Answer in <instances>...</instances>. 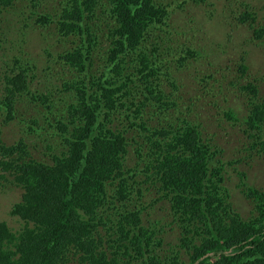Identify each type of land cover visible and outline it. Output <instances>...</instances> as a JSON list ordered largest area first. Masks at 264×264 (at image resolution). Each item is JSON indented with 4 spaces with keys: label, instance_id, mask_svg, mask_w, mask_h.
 <instances>
[{
    "label": "trees",
    "instance_id": "16d2710c",
    "mask_svg": "<svg viewBox=\"0 0 264 264\" xmlns=\"http://www.w3.org/2000/svg\"><path fill=\"white\" fill-rule=\"evenodd\" d=\"M14 6L16 0H0V15ZM48 9L32 12L36 26L46 29L42 36L72 45L57 56L46 45V62L53 58L49 62L59 67H45L35 92L36 61L20 50L8 73L0 72L3 124L25 117L20 105L29 113L35 104L51 132L43 139L39 123L9 145L0 130V170L13 175L11 183L22 190L9 212L21 228L0 221V264H264V191L238 172L242 193L253 205L243 217L224 186L221 151L203 136L200 123L184 117L169 128L147 126V113L176 106L166 101L162 79L175 94V74L199 55L169 37L170 6L163 0H61ZM243 16L253 39H263L264 24L257 25L251 12ZM244 66L238 65L241 78ZM218 71L198 79L196 91L213 93ZM242 88L251 95L240 119L247 149L264 155V101L258 100L256 83ZM222 114L227 121L237 119L233 107L225 106ZM131 130L149 133L143 172L170 206L171 223L179 228L175 244L164 246L162 226L143 224L147 206L132 197L139 190L130 182L135 170L127 167ZM45 141L46 152L35 156Z\"/></svg>",
    "mask_w": 264,
    "mask_h": 264
},
{
    "label": "rangeland",
    "instance_id": "374dc122",
    "mask_svg": "<svg viewBox=\"0 0 264 264\" xmlns=\"http://www.w3.org/2000/svg\"><path fill=\"white\" fill-rule=\"evenodd\" d=\"M41 1H47V5L42 3L41 6L34 7L29 0H16V6L12 7L13 9L4 11L0 15V48H2L0 50V72L8 73L13 66L14 55L20 50L25 58L36 61L39 74L33 79L31 85L34 92L39 87L38 81L42 80L45 67H59L57 63L49 62L53 58L46 62L48 59L46 45L50 46L49 50L54 56H57L64 46H72L64 40L58 42L57 36L55 38L49 35L47 40L44 39L42 33L46 29L36 26V16L32 12L42 13L48 7L50 8L48 10H51L53 6L56 8L58 1L61 0ZM163 2L170 6L171 11V21L168 25L171 32L169 37L175 42L178 40L180 44L192 45L199 55L189 60L188 66L183 71L175 74L179 86L175 94L171 93L172 87L168 80L162 79V87L167 96L166 101L175 102L176 106L162 112L156 109L147 113L145 115L147 126L149 129L169 128L177 125L184 117L191 122L200 123L203 136L213 139L217 144L216 147L221 151L218 156L219 158L222 156L221 161L225 164L226 185L232 197L233 207L243 217H247L253 205L242 193L238 172L246 174L245 180L249 185L264 191V155L247 149L250 141L240 119L246 113L251 95L248 90L241 89V87L247 83H256L259 87L258 100L264 101V38L254 40L251 23L241 22L240 19L244 17L245 12H251L256 17L257 25H263L264 1L208 0L205 4H195L192 0H163ZM19 9L22 11L17 13ZM102 25L105 26L103 21ZM240 63L247 67L243 78L238 72ZM226 67L229 69H225ZM213 69H219L216 76L219 83H216L213 93H198L195 89L199 83L198 79ZM173 72L175 73V70ZM219 85L222 86V93ZM212 94L216 96L212 97ZM177 97L176 102L174 99ZM31 106L33 110L28 113L24 110V105H20L19 108L25 112V117L23 119L13 118L8 125L3 124L5 113L0 114L1 137L5 143L13 144L20 137L27 135L29 127L36 129L39 123L41 124L39 135H43V139L46 134L51 133L48 131L50 127L47 131L44 129L47 123H42L44 118L39 112V107L35 104ZM225 106L236 110L237 119L235 121L230 122L224 119L222 112ZM148 135L149 133L139 130L126 133L128 139H133L128 147L127 167L136 172L133 174L135 177L130 180L132 187L136 185V191H143L141 192L143 197L140 199H138L139 192L137 195H132L137 200L135 204L147 206L142 214L143 224L146 227L149 223L156 228L162 226L163 231L158 232L165 238L164 246H166L178 235L179 228L171 223L170 206L166 200L160 198L161 192L158 193L155 182L147 178L143 172L146 153L149 149L146 144ZM49 144V141L40 143L34 155L42 156L47 150L46 145ZM139 154L143 157L140 158ZM234 160L237 162L229 165ZM11 182H13V175L0 170V221L6 220L10 228L19 230L20 221L11 217L9 212L14 204L21 201L22 190ZM152 205L154 206L150 208ZM107 228L108 225L98 229L105 231Z\"/></svg>",
    "mask_w": 264,
    "mask_h": 264
},
{
    "label": "clouds",
    "instance_id": "9594fccd",
    "mask_svg": "<svg viewBox=\"0 0 264 264\" xmlns=\"http://www.w3.org/2000/svg\"><path fill=\"white\" fill-rule=\"evenodd\" d=\"M223 165H224V169H225V164L223 163ZM225 171V170H224ZM224 177H225V174H224ZM224 186L226 187V189H227V191H228V193H229V195H230V201L232 202V197H231V194H230V191H229V189H228V187H227V185H226V177H225V181H224ZM233 204V203H232ZM178 236V235H177ZM170 243H172V244H175L176 243V237H174V240H172Z\"/></svg>",
    "mask_w": 264,
    "mask_h": 264
},
{
    "label": "flooded vegetation",
    "instance_id": "af4514ba",
    "mask_svg": "<svg viewBox=\"0 0 264 264\" xmlns=\"http://www.w3.org/2000/svg\"><path fill=\"white\" fill-rule=\"evenodd\" d=\"M29 143L33 142V141H28ZM7 144V143H6ZM10 145V144H9ZM35 149V148H34ZM34 149L32 151H34Z\"/></svg>",
    "mask_w": 264,
    "mask_h": 264
}]
</instances>
